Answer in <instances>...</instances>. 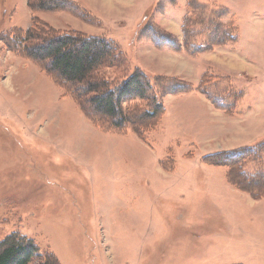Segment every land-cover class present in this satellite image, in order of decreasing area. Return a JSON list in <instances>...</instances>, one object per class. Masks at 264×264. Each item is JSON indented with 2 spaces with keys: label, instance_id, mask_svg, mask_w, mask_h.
Returning <instances> with one entry per match:
<instances>
[{
  "label": "rangeland",
  "instance_id": "obj_1",
  "mask_svg": "<svg viewBox=\"0 0 264 264\" xmlns=\"http://www.w3.org/2000/svg\"><path fill=\"white\" fill-rule=\"evenodd\" d=\"M65 6L0 0V240L19 232L61 264H264V199L226 178L246 184L237 165L249 160L207 158L264 142V0ZM31 15L114 41L121 58L101 75L118 84L135 70L147 76L164 106L158 125L138 136L85 118L1 41ZM262 150L252 154L263 165L244 170H261L246 185L264 192Z\"/></svg>",
  "mask_w": 264,
  "mask_h": 264
},
{
  "label": "trees",
  "instance_id": "obj_2",
  "mask_svg": "<svg viewBox=\"0 0 264 264\" xmlns=\"http://www.w3.org/2000/svg\"><path fill=\"white\" fill-rule=\"evenodd\" d=\"M56 2L57 0H26V5L32 11H53L65 9V4L70 3V0H65L64 5ZM1 41L11 52L36 64L54 85L70 95L84 117L93 124L118 132L132 127L141 136L155 128L164 113V106L154 86L140 70L133 71L119 84L103 78V69L112 67L121 58V49L111 39L87 36L76 30L60 32L31 15L30 25L26 29L13 28L1 36ZM159 78L157 76L156 80ZM167 90L171 93L178 91L175 88ZM158 92L161 94L159 84ZM134 100L145 105L128 111L122 108L124 101ZM263 147L264 142H261L251 147L212 153L207 158H223V162H210L215 165H227L226 158L249 160L246 165L251 162L263 165L258 156L252 154L261 153ZM245 166L238 163L237 170L241 177L247 179L246 184H252V180L263 175L261 170H244ZM226 178L240 191L254 198L264 199V192L258 186L249 187L250 185L239 182L240 178L237 181L232 177L231 171ZM33 260L37 264H61L51 252L39 251L31 238L19 232H12L0 240V264H29Z\"/></svg>",
  "mask_w": 264,
  "mask_h": 264
}]
</instances>
